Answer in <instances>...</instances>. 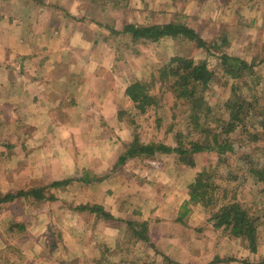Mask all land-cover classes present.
<instances>
[{"label": "rangeland", "instance_id": "rangeland-1", "mask_svg": "<svg viewBox=\"0 0 264 264\" xmlns=\"http://www.w3.org/2000/svg\"><path fill=\"white\" fill-rule=\"evenodd\" d=\"M70 1L80 6L82 13L84 11L91 18L100 19L107 26V34L111 30L120 31L126 24L150 26L178 22L194 30L205 42L207 47L179 38H165L155 43H131L128 39L117 38L115 46L120 55L119 65L115 68L119 75L117 80H122L123 84H145L149 94L154 96L155 104L140 114L129 99L124 101L117 114L122 120L117 122L119 131L113 127L119 135L108 134L107 139L110 144L114 139L123 140L120 141L123 148L134 136L142 144H164L169 148H177L180 143L188 148L189 142L210 141L214 134L219 136V141L227 140L229 149L224 154L215 150L195 154L191 168L181 164L175 154L156 153L153 157L136 158L133 167L135 172L137 170L134 174L136 178L132 177L128 182L133 191L128 196L134 198L130 207L152 210L172 202L170 209L178 218L191 220L199 233L203 231L199 235L207 241L204 246L206 254L199 264H230L232 259L235 262H258L263 259L264 224L261 221L256 233L257 248L253 254L244 240L230 238L222 229L208 232L204 226H212L207 222L209 214L226 203H242L256 218L263 216L264 184L256 182L250 169L264 167V0H169L164 2V6H157L152 0H131L130 4L126 0L122 9L115 7L120 0ZM222 54L246 58L253 67L242 78L232 79L224 75L220 68L217 58ZM175 56L193 59L196 63L205 62L214 73L213 81L203 92L202 112L205 108L209 112L200 118V130L194 128L190 105L175 98L172 80H160L161 69ZM234 102H244L251 107L242 125L225 136L221 134L219 125L221 121L228 122L226 105ZM117 159L116 155L115 163ZM143 160L146 161L143 163ZM116 165L109 168L103 177L120 175L123 168ZM140 166L160 169L168 173V180L162 184L146 181L144 185ZM201 172L208 174L210 183L216 187L215 200L208 207L189 202L188 185ZM86 175L90 177L93 174L77 169L73 177L28 188L26 192L41 189L45 197L42 200L31 197V201L14 199L0 202V264H175L169 259L167 261L150 244L144 246L143 242H134L128 234L115 248L109 247L110 243L100 245L96 256H92L90 244L84 250L81 242L75 240L74 243L72 231H75V238L86 231L82 227V216L74 227L70 225L73 219H78L73 218L69 210L77 212L85 206L100 205L90 204L84 199V185L87 183L73 181L60 187L51 185ZM20 191L15 190L11 194ZM108 192L110 195L113 191L109 189ZM4 196L0 195V199ZM125 197L126 194L118 198L123 200V205L128 199L124 200ZM108 207L115 208L116 205ZM102 209L105 211L104 207ZM62 212L68 215H60ZM120 220L122 224L129 221L117 218V221Z\"/></svg>", "mask_w": 264, "mask_h": 264}, {"label": "crops", "instance_id": "crops-1", "mask_svg": "<svg viewBox=\"0 0 264 264\" xmlns=\"http://www.w3.org/2000/svg\"><path fill=\"white\" fill-rule=\"evenodd\" d=\"M152 1L164 6L169 0ZM123 2L115 7L122 9ZM79 7L70 0H0V195L26 192L33 185L69 178L77 169L87 170L95 178L84 185L89 188L86 201L116 219L146 222L148 242H138L152 245L164 258L199 264L206 254L207 241L199 235L203 231L191 220H178L172 202L152 210L130 207L134 198L128 196L133 193L128 182L137 172L136 158L125 161L120 175L103 177L116 164L115 156L124 152L123 140L110 144L107 136L119 135L113 127L119 131L117 122L122 120L117 114L131 83L117 80L120 55L107 26ZM159 170L140 166L144 185L167 181L168 173ZM124 194L125 205L118 199ZM15 200L31 201V196ZM112 204L116 207L109 208ZM69 213L78 219L70 222L73 227L83 217L86 232L75 238L72 231L71 236L84 250L90 244L92 256L100 245L117 247L129 233L125 225L96 220L88 210ZM204 229L215 231L210 225Z\"/></svg>", "mask_w": 264, "mask_h": 264}, {"label": "trees", "instance_id": "trees-1", "mask_svg": "<svg viewBox=\"0 0 264 264\" xmlns=\"http://www.w3.org/2000/svg\"><path fill=\"white\" fill-rule=\"evenodd\" d=\"M109 36L115 39H128L131 43L139 42H158L165 38L170 39H184L188 41H195L198 46L207 47L205 42L195 33L194 30L186 27L178 22H170L163 25H150L141 26L136 24H126L120 31L111 30ZM117 44V43H116ZM220 68L224 75L232 78H242L245 72L249 71L253 65L249 64L246 58L228 56L222 54L218 58ZM214 73L211 72L205 62H195L193 59L175 56L169 60L166 66L160 71V80H172V92L176 99H182L190 105L191 117L193 119L194 128L200 130L202 124H199L200 118L208 113L209 109L205 108L202 112L204 99L203 92L207 86L213 81ZM147 86L141 82H134L125 88V95L140 114H144L149 108L154 106V96L149 94ZM250 105L244 102H234L233 104L226 105L229 111L228 122L221 121L219 129L222 135L227 136L233 132L237 126H241L245 114L249 112ZM121 115V114H120ZM264 126V124H263ZM209 140L204 142L194 141L188 143V148L183 144H178L177 148H169L164 144H142L139 139L134 136L129 144L124 145V152L119 156L116 161V167L124 165L125 161L135 158L153 157L156 153L175 154L178 156V161L181 164L194 166L192 156L195 154L215 150L218 154H224L229 146L227 140L219 141V136L214 134ZM231 146V145H230ZM231 149V148H230ZM251 175L255 177L256 182L264 184V167L255 169L251 167ZM87 177V178H86ZM94 180L89 176L78 178L77 180L67 179L61 182L53 183L52 187L65 186L73 181L88 183ZM100 180V178H99ZM216 187L210 183V177L205 172L197 173L193 182L188 185V197L190 203H202L205 207L211 206L215 200ZM41 189H32L29 192H17L14 194H7L0 202H9L18 199L22 196L30 195L35 200L44 199ZM80 210H88L95 214L96 220L104 222H112L116 225H121V221L114 219L109 213L104 211L100 206H85ZM181 218H178V220ZM264 224V212L261 218H256L250 213L249 209L244 204L239 202L226 203L220 206L217 210L212 211L207 222L212 225L215 230L222 229L230 238L242 239L246 242L247 249L250 253H255L257 248V234L258 227ZM123 224L127 227L129 237L134 241L148 242L147 237V223L136 221H125ZM153 248L152 245H150ZM166 258V257H165ZM168 261V258H166ZM235 262L234 259L230 262ZM240 262V261H239ZM242 264H264V258L258 262H248L242 260Z\"/></svg>", "mask_w": 264, "mask_h": 264}]
</instances>
